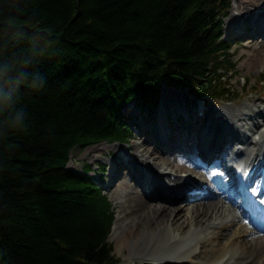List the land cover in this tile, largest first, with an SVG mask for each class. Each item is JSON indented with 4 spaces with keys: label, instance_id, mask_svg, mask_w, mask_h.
<instances>
[{
    "label": "trees",
    "instance_id": "16d2710c",
    "mask_svg": "<svg viewBox=\"0 0 264 264\" xmlns=\"http://www.w3.org/2000/svg\"><path fill=\"white\" fill-rule=\"evenodd\" d=\"M230 0H0V264H121L76 145L128 140L162 82L217 94Z\"/></svg>",
    "mask_w": 264,
    "mask_h": 264
},
{
    "label": "bare ground",
    "instance_id": "6f19581e",
    "mask_svg": "<svg viewBox=\"0 0 264 264\" xmlns=\"http://www.w3.org/2000/svg\"><path fill=\"white\" fill-rule=\"evenodd\" d=\"M250 1L246 0L244 3L245 10H248ZM254 1L258 4L260 0ZM263 6L260 4L258 7ZM255 17V12L250 13L249 19H252L251 24L253 26L264 20V7L261 8L256 19H254ZM238 25L236 31L240 30L241 26ZM260 58L255 56L256 61H259ZM179 106L184 108L179 109L182 112L187 108L197 109L196 105L188 107L181 104ZM255 106L259 108L262 114L257 120L251 124L243 125L241 128L235 125L233 128H226L227 132L235 131L240 137H243L245 133L253 132L250 137L247 135L231 142L232 144L226 148L230 153L223 157V153L215 152L213 159L216 160L210 159V165L207 168H201L192 160L186 159L181 165L176 166L175 170L163 172L159 169L160 173H157L165 180H163L164 185H167L171 190H183L181 188L184 187L186 190L193 188V184L190 185L187 178H183L181 174L184 172L188 174L198 173L197 182L199 185L202 184L200 178L205 181L206 187L209 189L207 195L176 197L172 201L173 203H167L163 201V194L159 190L148 197L138 183L137 186L127 185L129 191L126 193V197L131 204L130 215L135 217V222L128 229V233L121 238V242L130 245V253L133 257L140 259V264H145L144 260H150L156 264L185 263L187 261L198 264H264V221H259L261 225L255 224L256 213H248L244 207L232 204V198L224 193L227 187L234 185V192H238L240 189L246 190L252 199L256 198V194H263L262 196H264V190L261 186L249 183L250 178H252L253 165L258 164L260 159H264V105L255 102ZM209 112L211 119L207 122V126L203 127L200 123L189 122L192 123L190 127L192 139L186 141L190 143L192 152L205 157L207 156L205 151L209 149L210 144L214 142L229 144L227 139L220 141L217 137L222 132V127H226L230 121H234L231 114L225 109L212 107ZM204 121L203 119L202 123ZM198 125L203 127L199 140H197L199 137ZM237 125L240 126V124ZM147 130L152 131L153 127L148 126ZM165 131L166 129L162 130V132ZM173 142L170 137L166 139V143ZM221 149L219 148V151ZM135 150L141 152V158L135 156L136 163L149 166L148 159H154L155 150L146 146V143L137 144ZM181 153L184 151L181 150ZM179 154L180 152H177L176 156ZM127 161L138 167L132 162V157L128 158ZM153 164L157 167V164ZM226 164L237 167L234 172H231L226 170L224 166ZM166 169L164 168V171ZM218 171L220 174L217 173ZM212 172L217 173L218 181L210 178L209 175ZM146 174L149 175L148 172ZM129 177L133 179L131 173ZM192 177L194 178V176ZM236 179L239 184H234ZM209 194L214 199L202 200L205 199L204 196ZM226 229H229L231 234L226 235L222 243L209 249L203 247V241L215 242L216 239L224 235L223 231ZM132 234H135L136 237L133 238ZM247 235L251 236L245 239ZM257 243H261L260 252L248 251V249L254 248Z\"/></svg>",
    "mask_w": 264,
    "mask_h": 264
},
{
    "label": "rangeland",
    "instance_id": "374dc122",
    "mask_svg": "<svg viewBox=\"0 0 264 264\" xmlns=\"http://www.w3.org/2000/svg\"><path fill=\"white\" fill-rule=\"evenodd\" d=\"M245 2L246 0H234L233 6L232 0L230 13L224 18V38L230 43L229 51L233 54L232 58L233 61H235L234 71L232 74L229 73L230 76L227 77L228 89L230 91V94L228 95L229 98L224 97L222 99H213L205 97L204 100H198L184 89H174L163 86L161 89L164 94L161 95L159 104L161 109H159L158 106L152 112H142V110L134 104L127 106L124 114L126 118H128V123L131 128L134 130L133 138H131L128 143L101 141L84 147L76 146L70 150L68 162L70 168L79 171L82 169L83 165L90 163L93 170L92 174L99 177L101 182H103L101 177L104 178L102 185L105 187V191L108 194L109 199L112 201L115 210L114 227L112 229L110 240L113 242L116 253L123 257L124 263H141L139 258L133 257L130 253V245L121 242V238L128 233V229L133 225V222H135V217L130 215L131 204L127 201L126 193L129 191L127 185L137 186V183L133 179L128 181L129 176L127 172H124L126 169L129 171L135 169V166L129 163L127 159L132 157V162L134 165H138L139 169L151 167V165L145 167V165L136 163L135 161V156L141 158V152L139 151L141 148L137 151L135 150L137 144L139 145L141 143H146V146L155 150L156 153L153 155V158L155 159L154 163L157 164V167L156 165L153 166L155 170H158L159 168L163 171L165 168L164 166H171L167 170H173L174 167L181 165L184 157L181 155L176 156L168 154H164L166 158H164V156H157V152H159V155H163L161 154V149L158 148L160 144L159 137H155L153 133L141 135V132L146 130L148 125L157 123L159 117L164 116L166 120H169V111H175L181 104L188 107L196 104L202 105L207 117L211 115L209 109L212 107L225 109L232 114L233 119L241 117L242 113H246V117L255 116L256 110H258L255 106V102L264 105V44L261 45L264 43V40H262L261 37H257L256 41H251L252 38L248 36L250 33L246 30V28H250L249 24L252 22V19H249L250 13L255 12V15H258L261 8L264 7V1L260 0L257 4L256 1L251 0L248 5V10L244 9ZM260 4L263 7H258ZM238 24H240L241 27L240 30L236 31V28L239 26ZM243 34L246 36H242ZM255 56H259V58L261 57L260 60L256 61ZM171 108L172 110H170ZM163 125L169 126L170 122H165ZM203 125L205 124L203 123ZM176 126L182 127L180 124H176ZM197 132L199 134L197 140H199L200 129H198ZM176 135L178 134L176 133ZM179 136L183 147L187 150H189L188 148L191 149L190 143L186 142L187 140L190 141L192 139V135L188 133V126L183 127ZM183 140H185L184 143ZM186 152L193 155L190 151ZM226 154H228V151ZM148 160L150 163H153V160ZM200 167L204 168L203 166ZM111 168L112 170H110ZM115 170L117 172L121 171L123 176H121V180L118 179L111 185L110 182L115 181L113 179L115 176ZM216 178L218 179V177ZM226 193L230 194V188L226 189ZM211 199L214 198L206 196L205 199L202 200ZM235 201L236 200L233 199L232 203L236 205L237 203ZM223 232L224 235L219 239H216L215 242L203 241V247L207 249L215 247L223 242L226 235L228 236L231 234L229 229H226ZM132 237L135 238L136 235L132 234ZM249 237L250 235H247L245 239ZM183 244L185 245V242ZM260 246L261 243H257L254 248H250L248 251L260 252ZM188 264L198 263L190 261Z\"/></svg>",
    "mask_w": 264,
    "mask_h": 264
}]
</instances>
